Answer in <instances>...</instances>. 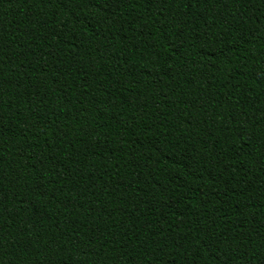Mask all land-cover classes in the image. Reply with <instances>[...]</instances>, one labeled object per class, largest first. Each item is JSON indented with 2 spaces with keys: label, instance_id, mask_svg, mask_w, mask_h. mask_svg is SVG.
Masks as SVG:
<instances>
[{
  "label": "trees",
  "instance_id": "obj_1",
  "mask_svg": "<svg viewBox=\"0 0 264 264\" xmlns=\"http://www.w3.org/2000/svg\"><path fill=\"white\" fill-rule=\"evenodd\" d=\"M0 264H264V0H0Z\"/></svg>",
  "mask_w": 264,
  "mask_h": 264
}]
</instances>
